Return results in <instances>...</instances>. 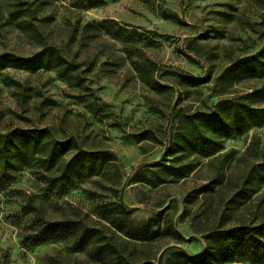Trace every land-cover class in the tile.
I'll return each instance as SVG.
<instances>
[{"label": "rangeland", "instance_id": "obj_1", "mask_svg": "<svg viewBox=\"0 0 264 264\" xmlns=\"http://www.w3.org/2000/svg\"><path fill=\"white\" fill-rule=\"evenodd\" d=\"M48 47L76 66V78L1 71L0 136L46 130L113 162L104 175L84 174L61 190L31 169L0 181V264H156L174 244L201 255L195 229L207 218L209 230L219 227V200L203 192L187 213L183 199L221 182L224 205L264 164V126L229 136L225 128L231 108L264 105L246 100L264 79L236 66L264 56V0H0V55L30 58ZM135 63L152 65V79ZM182 168L194 171L178 180L173 173ZM263 178L264 171L253 174L255 188ZM263 191L237 207L233 223L264 216ZM117 206L125 215L113 224ZM62 221L101 234L98 245L118 254L79 249L70 233L30 242L45 223ZM165 263L178 264L173 254Z\"/></svg>", "mask_w": 264, "mask_h": 264}, {"label": "trees", "instance_id": "obj_2", "mask_svg": "<svg viewBox=\"0 0 264 264\" xmlns=\"http://www.w3.org/2000/svg\"><path fill=\"white\" fill-rule=\"evenodd\" d=\"M19 14V9L13 11ZM15 17V20L23 18ZM135 70L140 74L148 76L149 80L154 75L152 65L142 63L133 64ZM237 69L242 70L246 78L264 79V56L247 57L236 63ZM6 69L24 70L27 72H38L41 70H55L63 80H72L76 78L77 69L73 63L67 61L62 53L55 47H48L30 58H21L13 54L0 55V72ZM15 84V83H13ZM152 86V83L150 84ZM246 100L256 102L264 101V87L247 94ZM233 112L232 119L225 125L228 136L235 132L237 135L245 133L247 130L255 127L264 126V105L258 109L251 106L244 108H231ZM229 112V111H225ZM233 123V124H232ZM224 124V123H223ZM237 127L233 128V125ZM224 128V125H223ZM113 162L110 155L101 153H86L78 147V144L72 140L59 142L50 137L49 131L27 130L13 132L7 137L0 136V181L8 182L11 173L22 171L24 169L37 170V178L51 185L55 190L70 187L76 179L84 174L104 175L106 164ZM194 169L185 171L184 168L177 173H173L175 178L182 180L187 178ZM251 176L242 185L241 188L229 192L227 203L223 205L224 187H219L222 183H215L213 186L200 187L190 192L184 199V205L187 213L191 212L189 205L197 202L200 195L204 192L217 197L219 227L216 232L220 238H215L212 232L215 228L209 230V218L204 222H198L195 234L203 235V241L206 244L205 254L198 259H190L182 253L174 252L173 257L178 264H264V216L255 218L251 222L239 221L233 223L231 217L238 212L237 207L246 204L255 193L264 188V178L260 182V187L255 188L252 183L253 174L262 173L264 164L257 168L254 167ZM103 173V174H102ZM160 181V184H166ZM255 188V189H254ZM264 201V191L259 195V200ZM116 219L112 222H119V218L125 215L121 206L112 207ZM201 210V209H200ZM207 212V211H205ZM73 234V240L79 245V249L87 247L98 248L100 255L110 257L118 252L109 244L98 245L102 235L97 232L82 227L76 222L62 221L54 223H45L39 229L37 235H34L30 242L34 245L47 243L50 241L62 240L65 234ZM177 236V235H176ZM133 240L150 241L153 236L142 238H131ZM98 240V243H97ZM104 240V239H103ZM109 249V250H108ZM118 264H128L120 258ZM54 264H69L65 261L55 260ZM166 264V263H165ZM170 264V263H168Z\"/></svg>", "mask_w": 264, "mask_h": 264}, {"label": "water", "instance_id": "obj_3", "mask_svg": "<svg viewBox=\"0 0 264 264\" xmlns=\"http://www.w3.org/2000/svg\"><path fill=\"white\" fill-rule=\"evenodd\" d=\"M195 239H197V238L195 237ZM174 252L182 253V254H184L185 256H187L190 259H198V258H201L205 254V252H206V244L204 242V250H203V253L201 255H192L191 253H189L187 251L186 248H184L181 245H177V244L170 245V246L164 248L161 251V253L158 256L156 264H165L166 257L168 256V254H171V253H174Z\"/></svg>", "mask_w": 264, "mask_h": 264}]
</instances>
